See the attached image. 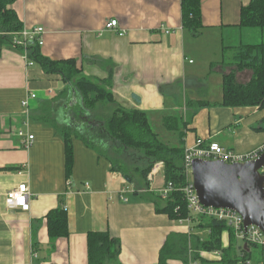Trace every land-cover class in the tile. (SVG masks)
Listing matches in <instances>:
<instances>
[{
	"label": "crops",
	"instance_id": "1",
	"mask_svg": "<svg viewBox=\"0 0 264 264\" xmlns=\"http://www.w3.org/2000/svg\"><path fill=\"white\" fill-rule=\"evenodd\" d=\"M249 1L201 0L203 28L194 37L181 25V0H16L11 7L22 28H44L42 55L74 58L86 76L111 78L114 99L145 111L151 124L163 128L160 138L166 143L178 140L161 126L162 117L186 115L183 146L200 138L246 154L264 145V106H223L222 75L230 65L220 62L231 60L238 45L264 43V29L239 25L240 7ZM110 19L118 22L115 30L104 28ZM211 62L217 63L212 70ZM251 75L243 69L236 80L247 82ZM65 87L57 74L44 73L35 62L28 65L12 45L0 49V264H88L87 233L103 230L121 242L116 263L157 264L167 235L193 231L155 212L150 195L163 186V169L147 177L148 187L138 179L133 185L72 135L67 176L63 137L28 115ZM29 93L36 97L24 108L21 100ZM188 99L207 104L190 108ZM19 127L33 135L30 145L16 134ZM20 183L29 188L27 210L5 202ZM59 205L65 207L69 235L51 244L45 214ZM220 239L227 247L229 233L224 230ZM247 249L257 263L258 247ZM201 255L220 258L217 251Z\"/></svg>",
	"mask_w": 264,
	"mask_h": 264
},
{
	"label": "trees",
	"instance_id": "2",
	"mask_svg": "<svg viewBox=\"0 0 264 264\" xmlns=\"http://www.w3.org/2000/svg\"><path fill=\"white\" fill-rule=\"evenodd\" d=\"M16 0H0V49L12 45L11 32L22 29V23L11 5ZM201 0H181V25L191 36H198L203 28L201 23ZM239 25L243 28L264 29V0H250L240 7ZM20 53L23 49L12 45ZM40 45L30 43L27 47V57L39 64L46 74H57L66 86L52 100L41 103L28 114L33 120L42 121L60 133L65 143V172L71 174L73 163L74 135L82 143L95 150L110 162V169L119 171L127 181L133 180V172H139L146 187L147 177L155 162H163L164 184L171 182L173 189L163 199L159 194H151L155 212L166 214L169 219L179 221L189 218L193 230L181 233H171L158 252L157 264H169L173 259H179L183 264L191 261L197 264H240L245 259H251L248 246L238 245L234 231L222 221L201 215L198 218L190 216L187 201L183 197L182 188L187 182L183 167L182 134L189 122L188 116H163L161 126L166 131L177 135V144L166 143L150 123L148 115L143 110L123 107L114 99L111 78L99 79L86 76L74 58L50 59L40 52ZM221 65H230L229 71L222 75V105L264 106V43L242 44L234 50L231 60L224 59ZM216 62L209 64L210 70ZM248 69L252 75L247 82L236 80L238 71ZM80 103L69 105L71 90ZM103 108H97V104ZM200 100L186 101V106L196 107L206 105ZM70 116V122L67 118ZM66 120V122H65ZM159 129V128H158ZM143 160V166H133L132 160ZM130 166H133L132 168ZM136 192V190L134 191ZM64 206L50 209L46 215V229L51 244L58 237H68V218ZM204 237L194 233L204 231ZM229 233L230 242L222 247V232ZM87 263L88 264H118L116 263L121 249V242L116 236H111L106 230L87 233ZM200 251L220 254L218 260L210 261L202 256Z\"/></svg>",
	"mask_w": 264,
	"mask_h": 264
},
{
	"label": "built area",
	"instance_id": "3",
	"mask_svg": "<svg viewBox=\"0 0 264 264\" xmlns=\"http://www.w3.org/2000/svg\"><path fill=\"white\" fill-rule=\"evenodd\" d=\"M118 22L116 19H110L104 24L105 29L115 30ZM45 30L42 26L37 25L33 28L23 27L21 31L11 32L12 45L18 46L23 49L22 57L26 59L28 65H32L34 61L27 57V47L30 43L43 45V37ZM36 97L35 93H29L24 99L21 100V104L24 108H29V100ZM16 134L24 138L25 144L30 145L33 135L30 134L27 130L22 128L16 129ZM264 151V145L254 152L250 153H235L230 150H225L221 145L216 141H211L205 143L200 138H197L196 142L191 146H186L184 148V158H183V167L185 169V174L187 177V182L184 187L181 189L183 197L187 201L188 212L193 218H198L201 215H205L210 218H215L219 221H222L225 225L230 226L233 231L235 238L246 244L258 247L260 253V259L257 263H253L251 259H245L240 264H264V233L256 225L244 226L243 218L236 211L231 209L223 208H211L204 206L196 195L193 183H192V169L191 162L193 159L201 158L204 160H221L223 162L234 163L246 160H253L258 157ZM163 162H155L151 168V172L148 177L151 179L152 174L162 170ZM260 172L264 176V167L260 169ZM173 189V184L171 182L163 183V186L158 188V194L161 198L166 199ZM122 193L125 192L124 189L121 190ZM29 195V188L24 183L18 184L13 190H10L6 193L5 202L9 208L21 207L24 210H27L29 203L27 202ZM122 198V196H121ZM125 201L127 199L122 198ZM181 224H189V218L185 220L178 221ZM188 264H197V262L191 261Z\"/></svg>",
	"mask_w": 264,
	"mask_h": 264
},
{
	"label": "water",
	"instance_id": "4",
	"mask_svg": "<svg viewBox=\"0 0 264 264\" xmlns=\"http://www.w3.org/2000/svg\"><path fill=\"white\" fill-rule=\"evenodd\" d=\"M71 90L69 105L74 104ZM192 183L206 207L231 209L243 218L244 226L257 225L264 233V151L253 160L234 163L193 159Z\"/></svg>",
	"mask_w": 264,
	"mask_h": 264
},
{
	"label": "rangeland",
	"instance_id": "5",
	"mask_svg": "<svg viewBox=\"0 0 264 264\" xmlns=\"http://www.w3.org/2000/svg\"><path fill=\"white\" fill-rule=\"evenodd\" d=\"M257 29H260V28H257ZM75 95V100H77L76 102H74L76 105H78V103H80V100H78V97H77V95H76V93L74 94ZM101 107V109L103 108V106H101L99 103L97 104V108H100ZM153 124V123H152ZM160 126V125H159ZM153 127L157 130V132L160 134V136H163L162 134H163V128H160V127H158L155 123L153 124ZM159 128V129H158ZM160 129H161V131H160ZM132 162V165L134 166H138V167H141V166H143L145 163H143V160L142 159H140V160H135V161H131ZM133 166H130L131 168L133 167ZM162 169H163V167H162ZM136 179H138V181L140 182V181H143L142 180V178H140V174H139V172H133V180L131 181V184H133V185H136L135 184V182H136ZM199 233V232H198ZM201 237H204L206 234H205V232H203V231H201V233L199 234ZM199 254H202V251H200V253Z\"/></svg>",
	"mask_w": 264,
	"mask_h": 264
}]
</instances>
